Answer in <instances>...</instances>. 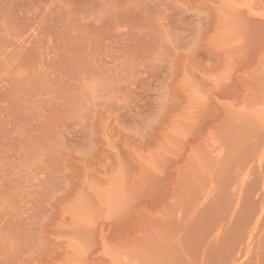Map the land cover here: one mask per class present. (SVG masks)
<instances>
[{
    "label": "rangeland",
    "instance_id": "1",
    "mask_svg": "<svg viewBox=\"0 0 264 264\" xmlns=\"http://www.w3.org/2000/svg\"><path fill=\"white\" fill-rule=\"evenodd\" d=\"M0 264H264V0H0Z\"/></svg>",
    "mask_w": 264,
    "mask_h": 264
}]
</instances>
